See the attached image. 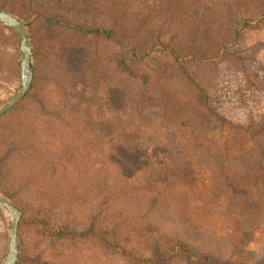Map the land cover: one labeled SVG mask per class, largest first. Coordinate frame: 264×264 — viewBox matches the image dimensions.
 I'll use <instances>...</instances> for the list:
<instances>
[{"label": "rangeland", "instance_id": "1", "mask_svg": "<svg viewBox=\"0 0 264 264\" xmlns=\"http://www.w3.org/2000/svg\"><path fill=\"white\" fill-rule=\"evenodd\" d=\"M121 4L169 6L167 19L189 29L168 40L186 59L158 54L136 66L150 87L112 75L107 46L98 45L99 56L108 52L99 61L97 47L56 48L49 39L51 18L98 24L112 17L105 8ZM0 9L31 23L37 51L36 92L0 122V193L22 213L16 264H132L104 250V240L139 258L184 241L232 264L264 260V0H0ZM232 10L235 25H217H229L225 43L257 20L232 48L235 61L214 51L210 32ZM22 58L20 35L0 27V109L22 87ZM93 61L113 85L84 79ZM208 92L219 119L207 116ZM52 113L57 118L44 125L41 116ZM253 122L262 124L248 132L235 126ZM190 123L192 136L182 133ZM21 131L29 134L24 160L6 146ZM241 210L249 222L239 220ZM12 230L13 216L0 206V264ZM62 231L71 235H52Z\"/></svg>", "mask_w": 264, "mask_h": 264}, {"label": "trees", "instance_id": "2", "mask_svg": "<svg viewBox=\"0 0 264 264\" xmlns=\"http://www.w3.org/2000/svg\"><path fill=\"white\" fill-rule=\"evenodd\" d=\"M131 5L132 4H121V6L111 5L109 8H105V11L112 17L103 19L98 24H72L51 18L52 20H49L51 22L48 23V28L50 29V32L48 33L49 39L56 48L66 45H72L75 48L80 49L97 47L94 57L98 58L99 61H104V57L108 52L105 50L101 53V56H99L100 48L98 45L107 46L112 51L114 50L110 58L112 75L122 77L126 76L127 78L137 82L140 88H145L146 85L150 87V75L146 72L138 73L136 66L148 67L153 60V57L158 54L168 55L171 57L174 56L177 60H180L181 58L186 59V56H182L183 53L180 52L177 47L172 46V43L168 40L173 34L184 38V35L189 31V29H187L183 24L174 26L173 22L171 23V20L167 19L168 16H166V9L169 6L155 8L139 4L140 6L137 5L132 8ZM170 8L173 9L172 7ZM6 12L10 13L9 11ZM232 12H235V10L226 14L230 17H225L220 22L213 24V28L210 32L214 34L212 42L214 51L220 55L221 59L225 60L230 58L235 61V51H232V48L243 37V30L257 20L247 19L243 26H240L236 32L234 31L232 42L225 43L228 40L227 35H229V30H227V26L229 25H226L224 28H218L217 25L227 23L235 25V20H231ZM152 13L155 14L154 17H151L150 14ZM10 14L14 15V13ZM260 19L263 21L264 15H262ZM23 22L28 29V34H30L31 23L27 21ZM0 27L10 33L19 34L15 29L6 26L2 22H0ZM29 38H31V35H29ZM178 45L180 48L188 47L184 41H181ZM33 53L36 56L37 51L34 48ZM20 65H22V63H20ZM84 67V79H91L96 82L102 80L106 85L114 84V81L106 75V72H98L101 67L98 61H93L87 67ZM20 82L22 84V76ZM21 84L19 87H21ZM75 85H78V83H75ZM159 89H161L163 93L167 92V88L164 86H159ZM36 90L37 83L35 78L29 93L11 111L0 117V122L10 115V113L22 107L32 97ZM200 91L202 92V97L203 93H207L205 90ZM16 92L17 91H14L7 99H10L11 97L13 98ZM204 104L206 105L207 116L219 119L214 112L215 108L212 105V98L209 92L208 98H205ZM24 110L33 112V109L30 107H28V109L25 108ZM208 111H210V113ZM41 117L43 120L47 119V122H43V124L47 126L50 121L57 118V115L52 113L50 116L43 115ZM36 119H38L37 116ZM261 124L253 122L249 125L235 126L245 132H248L249 128H256ZM195 128L196 126L190 123L186 128L187 130L182 133L192 136L195 132ZM28 138L29 134L26 131L11 133L6 137V146L9 150L13 151L21 149L20 151L22 152L19 153V156L22 160H24L26 158V151L21 147L27 144ZM8 162H11V159H9ZM115 165L117 164L115 163ZM238 177L239 175L235 172V182L238 181ZM2 185L1 181V188ZM243 200V197H240L239 195L235 198V202L241 201V204ZM241 212L242 213L238 214L239 220L241 219L243 223L249 222L247 220V218H249V214L244 213L245 211L243 210H241ZM52 235L63 239L71 234L66 231H62L53 233ZM102 248L106 251H110L111 254L127 258L132 264H167L170 258L178 259L177 262L181 264H232L231 262H227L225 260H219V258L215 257L214 253L205 254L194 252L184 241L179 242L177 245L167 244L162 248L158 247L159 249L154 255L155 259L153 257L139 258L136 254H133L127 249L116 246L106 240H104ZM170 253H173L172 256H170ZM258 264H264V260L260 261Z\"/></svg>", "mask_w": 264, "mask_h": 264}, {"label": "water", "instance_id": "3", "mask_svg": "<svg viewBox=\"0 0 264 264\" xmlns=\"http://www.w3.org/2000/svg\"><path fill=\"white\" fill-rule=\"evenodd\" d=\"M0 22L15 29L21 37L22 58V87L20 91L0 109V117L14 108L30 91L33 82L32 58L33 48L30 43L28 29L25 23L16 16L0 10ZM0 206L13 216V230L11 235L8 256L3 264H16L19 257L18 230L21 219V211L9 200L3 198L0 193Z\"/></svg>", "mask_w": 264, "mask_h": 264}]
</instances>
